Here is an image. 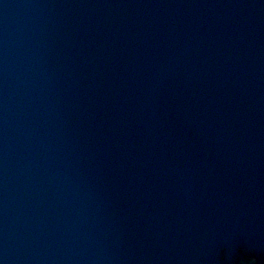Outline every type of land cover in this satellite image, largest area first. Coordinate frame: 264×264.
<instances>
[{
  "label": "water",
  "instance_id": "water-1",
  "mask_svg": "<svg viewBox=\"0 0 264 264\" xmlns=\"http://www.w3.org/2000/svg\"><path fill=\"white\" fill-rule=\"evenodd\" d=\"M0 264H264V0H0Z\"/></svg>",
  "mask_w": 264,
  "mask_h": 264
}]
</instances>
